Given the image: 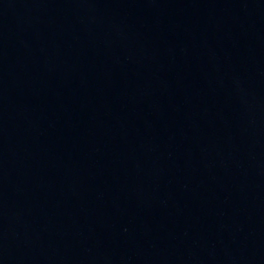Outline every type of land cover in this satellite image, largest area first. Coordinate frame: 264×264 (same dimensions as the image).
I'll use <instances>...</instances> for the list:
<instances>
[{"label":"water","instance_id":"1","mask_svg":"<svg viewBox=\"0 0 264 264\" xmlns=\"http://www.w3.org/2000/svg\"><path fill=\"white\" fill-rule=\"evenodd\" d=\"M0 264H264V0H0Z\"/></svg>","mask_w":264,"mask_h":264}]
</instances>
